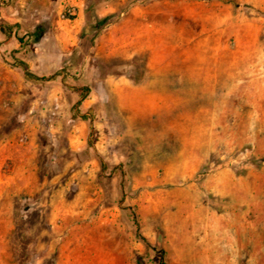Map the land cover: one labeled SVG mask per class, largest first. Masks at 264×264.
Returning a JSON list of instances; mask_svg holds the SVG:
<instances>
[{
    "label": "rangeland",
    "instance_id": "1",
    "mask_svg": "<svg viewBox=\"0 0 264 264\" xmlns=\"http://www.w3.org/2000/svg\"><path fill=\"white\" fill-rule=\"evenodd\" d=\"M14 4L0 264H264V0Z\"/></svg>",
    "mask_w": 264,
    "mask_h": 264
},
{
    "label": "crops",
    "instance_id": "2",
    "mask_svg": "<svg viewBox=\"0 0 264 264\" xmlns=\"http://www.w3.org/2000/svg\"><path fill=\"white\" fill-rule=\"evenodd\" d=\"M54 2L55 0H15L14 8H9L14 12L10 16H3L5 22H3L2 25H16L17 30L26 35L28 31L32 32L35 26L43 21L42 18L46 19L45 21H49L51 19V16L55 11L53 8ZM37 15H41L42 18L40 19ZM27 21H34V23L29 24V27H27L25 25ZM23 25H25V27ZM11 34L14 38L15 33L13 32ZM45 38L46 35L44 33L43 39Z\"/></svg>",
    "mask_w": 264,
    "mask_h": 264
},
{
    "label": "trees",
    "instance_id": "3",
    "mask_svg": "<svg viewBox=\"0 0 264 264\" xmlns=\"http://www.w3.org/2000/svg\"><path fill=\"white\" fill-rule=\"evenodd\" d=\"M43 33H44L43 30H41L40 28H38V30L36 32H34L35 39H40ZM23 68H24V73H25V76L26 77H28V78L31 77V78L36 79L35 76L27 69V67L25 65H23ZM147 245H149V244L147 243Z\"/></svg>",
    "mask_w": 264,
    "mask_h": 264
}]
</instances>
